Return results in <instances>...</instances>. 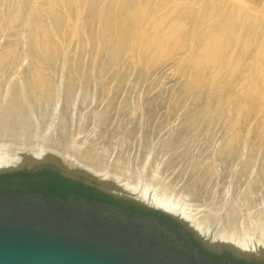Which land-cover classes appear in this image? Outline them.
Segmentation results:
<instances>
[{
	"label": "rangeland",
	"instance_id": "374dc122",
	"mask_svg": "<svg viewBox=\"0 0 264 264\" xmlns=\"http://www.w3.org/2000/svg\"><path fill=\"white\" fill-rule=\"evenodd\" d=\"M0 118L11 134L0 132V143H33L65 121L72 143L103 153L110 178L136 183L146 163L143 183L159 170L166 195L198 214L221 195L215 222L225 208L246 216L249 202L238 195L234 204L233 194L249 195L244 186L258 178L249 212L263 220L264 0H0ZM121 155L127 167L117 174L111 165ZM191 174L208 182L205 201L186 194Z\"/></svg>",
	"mask_w": 264,
	"mask_h": 264
},
{
	"label": "water",
	"instance_id": "95a60500",
	"mask_svg": "<svg viewBox=\"0 0 264 264\" xmlns=\"http://www.w3.org/2000/svg\"><path fill=\"white\" fill-rule=\"evenodd\" d=\"M48 130L33 143H0V174H32L49 169L79 180L128 208L91 194L0 188V264H239L234 258L264 262V231L217 225L214 211L197 215L186 198L166 195L159 170L143 183L145 165L136 183L129 175L109 177L68 151L46 144ZM17 186V184H13ZM20 187H24L21 185ZM225 252L214 260L208 253Z\"/></svg>",
	"mask_w": 264,
	"mask_h": 264
},
{
	"label": "bare ground",
	"instance_id": "6f19581e",
	"mask_svg": "<svg viewBox=\"0 0 264 264\" xmlns=\"http://www.w3.org/2000/svg\"><path fill=\"white\" fill-rule=\"evenodd\" d=\"M252 4V3H251ZM135 5V4H134ZM139 5V4H138ZM143 6V5H142ZM234 24V23H233ZM232 24V25H233ZM228 39V38H227ZM222 40V39H221ZM223 43V42H222ZM223 46V45H222ZM232 46V45H231ZM242 50V49H241ZM88 88V87H87ZM76 90V89H75ZM84 90V89H83ZM132 90V89H131ZM136 90V89H135ZM91 91V90H90ZM77 92V91H76ZM158 95V94H157ZM147 97V96H146ZM152 97V96H151ZM127 98V97H126ZM150 98V97H149ZM143 99V98H142ZM163 99H165V98H163ZM51 101V100H50ZM131 101V100H130ZM149 101V100H148ZM162 101V100H161ZM125 102L127 103V101L125 100ZM139 103V102H138ZM152 103V102H151ZM158 103H160V102H158ZM110 105H112V104H110ZM109 105V106H110ZM128 105H129V103H128ZM36 107H38V106H36ZM122 107V106H121ZM51 108V107H50ZM151 108V107H150ZM31 109V108H30ZM36 109V108H35ZM43 109V108H42ZM41 109V110H42ZM40 110V109H39ZM40 110V111H41ZM149 110V109H148ZM152 110V109H151ZM150 110V111H151ZM44 111V110H43ZM56 111V110H55ZM149 112V111H148ZM36 113V112H35ZM55 113V112H54ZM157 113V112H156ZM195 113V112H194ZM142 114V113H141ZM140 114V115H141ZM146 114V113H145ZM144 114V115H145ZM108 115V114H107ZM106 115V116H107ZM114 115H116L117 116V114H114ZM123 115V114H122ZM152 115V114H151ZM150 115V116H151ZM155 115V114H154ZM44 116V115H43ZM63 116V115H62ZM111 116H113V115H111ZM147 117V116H146ZM195 117V116H194ZM193 117V118H194ZM24 118V117H23ZM43 118V117H42ZM70 118V117H69ZM102 118H103V115H102ZM163 118H165V117H163ZM181 118H183V117H181ZM188 118V117H187ZM199 118V117H198ZM68 118L66 117V119L64 118V120H67ZM150 119V118H149ZM148 119V120H149ZM152 119V118H151ZM150 119V120H151ZM185 119V118H184ZM0 120H2V118H0ZM72 120V119H71ZM73 120H74V118H73ZM79 120V119H78ZM140 120V119H139ZM153 120H155L154 118H153ZM68 121V120H67ZM69 121H70V119H69ZM75 121V120H74ZM107 121V120H106ZM157 121V120H156ZM161 121V120H160ZM184 121V120H183ZM200 121H201V119H200ZM199 121V122H200ZM1 122V121H0ZM78 122V121H77ZM179 122H181V121H179ZM190 122V121H189ZM189 122H187V123H189ZM198 122V121H197ZM197 122H195V123H197ZM198 122V123H199ZM203 122V121H202ZM70 123H71V121H70ZM70 123L68 122V124L70 125ZM105 123V122H104ZM141 123H142V121H141ZM143 123H144V120H143ZM150 123V122H149ZM152 123V122H151ZM197 123V124H198ZM204 123V122H203ZM206 123V122H205ZM6 124V123H5ZM67 124V125H68ZM74 124H76V123H74ZM148 124V123H147ZM153 124H154V122H153ZM156 124H158L157 122H156ZM191 124V123H190ZM60 125H61V127H59L60 128V130H59V133H53L52 132V134L50 135V136H48L47 137V142H46V144L48 145V146H50V147H53V148H57V149H61V150H63V151H65V152H67L68 151V146L69 145H72V144H75V152H76V159L79 161V162H81L83 165H85L87 168H89V169H92L93 171H95V172H97V171H105V168H106V166H105V163H106V161H105V158L106 157H103L102 155H103V153H102V155L100 154V155H98V154H96L97 152H94V148H95V145L93 144V143H90L89 141L88 142H84V147L82 146H80V145H78L77 143H75V142H71L70 141V139H71V136H70V130H68V132H64L65 131V129H64V126H66V122L65 121H63V122H60ZM63 125V126H62ZM69 125L67 126V129H69ZM182 125V124H181ZM184 126V125H183ZM204 126V125H203ZM1 127V126H0ZM10 127V126H9ZM75 127V126H74ZM156 127V126H155ZM177 127V126H176ZM185 127V126H184ZM200 127V126H199ZM3 128V127H2ZM16 128V127H15ZM66 128V127H65ZM190 128V127H189ZM66 129V130H67ZM147 129H150V128H148L147 127ZM153 129V128H152ZM175 129V128H174ZM187 129V128H186ZM200 129V128H199ZM202 129V128H201ZM74 130V129H73ZM76 130H77V128H76ZM172 130V129H171ZM11 131V130H10ZM0 132H3L2 134L4 135V134H7L8 135V133L10 134V132H8V129L7 130H4V128L3 129H1L0 130ZM13 132V131H12ZM27 132H29V131H27ZM201 132V131H200ZM16 133H18V132H16ZM111 133V132H110ZM166 133H168V132H166ZM179 133V132H178ZM1 134V133H0ZM19 134V133H18ZM23 134V133H22ZM26 134V133H25ZM50 134V133H49ZM112 134V133H111ZM116 134V133H115ZM124 134V133H123ZM140 134V133H139ZM143 134V133H142ZM191 134V133H190ZM200 135L201 133H199V132H197V135ZM221 134V133H220ZM230 134V133H229ZM11 135V134H10ZM12 135H13V133H12ZM20 135V134H19ZM18 135V136H19ZM72 135V134H71ZM186 135H188V134H186ZM209 135H211V134H209ZM15 136V135H14ZM24 136V135H23ZM175 136V135H174ZM177 136L178 135H176V138L175 139H177ZM180 136V135H179ZM182 136V135H181ZM180 136V137H181ZM31 137V136H30ZM115 137V136H114ZM183 137V136H182ZM182 137H181V139H182ZM218 137V136H217ZM78 138H79V136H78ZM78 138H76V139H78ZM86 138V137H85ZM105 138V137H104ZM170 138V137H169ZM171 138H172V135H171ZM170 138V139H171ZM19 139V138H18ZM25 139H26V137L24 138V141H25ZM173 139H174V137L171 139L172 141H173ZM179 139V138H178ZM174 140V141H176V143H177V147H178V144H180V142H177V141H179V140ZM187 139V138H186ZM186 139H184V140H186ZM205 139V138H204ZM225 139V138H224ZM21 140V139H20ZM32 140V139H31ZM31 140H30V138H28V140H26V142H31ZM90 140V139H89ZM33 141V140H32ZM118 141V140H117ZM168 142V141H167ZM205 142V141H204ZM214 142V141H213ZM102 143H104V142H102ZM166 143V142H165ZM171 143V142H170ZM182 144V143H181ZM184 144V143H183ZM194 144V143H193ZM200 144V143H199ZM203 144V143H202ZM201 144V145H202ZM210 144H212V143H210ZM215 144V143H214ZM106 145V144H105ZM201 145H199V146H201ZM114 146V145H113ZM153 146V145H152ZM163 146V145H162ZM172 146H174V145H172ZM176 146V145H175ZM181 146V145H180ZM179 146V147H180ZM184 146V145H183ZM198 146V147H199ZM204 146H206L205 144H204ZM204 146H203V149H204ZM111 147V146H110ZM150 147V146H149ZM169 147V146H168ZM171 147V146H170ZM178 147V148H179ZM112 148V147H111ZM129 148V147H128ZM167 148V147H166ZM190 148V147H189ZM235 148V147H234ZM238 148V147H237ZM102 149V148H101ZM100 149V150H101ZM104 149V148H103ZM172 149V148H171ZM170 149V150H171ZM191 149H192V147H191ZM203 149H201V151L203 150ZM211 149V148H210ZM216 149V148H215ZM219 149V148H218ZM227 149V148H226ZM105 150H107V149H105ZM119 150V149H118ZM180 150H182V148L180 149ZM190 150V149H189ZM188 150V151H189ZM236 150V149H235ZM104 150H102V152H103ZM108 151V150H107ZM119 151H121V150H119ZM118 151V152H119ZM124 152H127L128 153V151H125V150H123ZM142 151V150H141ZM158 151V150H157ZM176 151V150H175ZM192 152H193V150H191ZM200 151V150H199ZM212 151V150H211ZM245 151V150H244ZM248 151H250V150H248ZM101 152V151H100ZM99 151H98V153H100ZM106 152V151H105ZM192 152H190L189 154H191ZM202 152H205V151H202ZM209 152V151H208ZM254 151H252V153H253ZM126 153V154H127ZM147 153V152H146ZM145 153V154H146ZM170 153V152H169ZM207 153V152H206ZM107 154V153H106ZM114 154V153H113ZM117 154H120V153H117ZM121 154H123L122 152H121ZM208 155H209V153H207ZM222 154V153H221ZM247 154V153H246ZM261 154V153H260ZM104 155H105V153H104ZM115 155H116V152H115ZM162 155V154H161ZM181 156L182 155H184V154H180ZM195 155V154H194ZM193 155V156H194ZM203 155V154H202ZM227 155V154H226ZM249 155V154H248ZM247 155V156H248ZM256 155V154H255ZM117 156V155H116ZM124 156V155H123ZM122 155L121 156H118V158L114 161V160H111L113 163H112V165L111 166H113V167H111L112 168V170L114 171V172H116L117 174H120V173H122V169L124 170V167L126 166V163H127V161H126V159L123 157ZM171 156H173V155H171ZM176 156V155H175ZM179 155H177V157H178ZM198 156V155H197ZM216 156H217V154H216ZM219 156V155H218ZM223 156V155H222ZM227 156H229V155H227ZM233 156V155H232ZM250 156V155H249ZM252 156H253V154H252ZM135 157V156H134ZM133 157V158H134ZM140 157V156H139ZM184 157H185V155H184ZM191 157V156H190ZM230 157H231V155H230ZM262 157H263V155H262ZM112 158V157H111ZM136 158V157H135ZM134 158V159H135ZM176 158V157H175ZM195 158V157H194ZM193 158V159H194ZM203 158V157H202ZM205 158V157H204ZM209 158V157H208ZM217 158V157H216ZM219 158V157H218ZM218 158H217V161H219L218 160ZM225 158H226V156H225ZM254 158H255V156H254ZM260 158H261V156H260ZM264 158V157H263ZM141 159H142V157H141ZM182 159V158H181ZM229 158H227V159H225L226 161L228 160ZM231 159L233 160V157H231ZM257 159V158H256ZM128 160V159H127ZM152 160V159H151ZM173 160H175V159H173ZM189 160V159H188ZM209 160V159H208ZM223 160V159H222ZM254 160V159H253ZM110 161V162H111ZM137 161H139V158H138V160ZM142 161V160H141ZM179 161V160H178ZM190 161V160H189ZM195 161V160H194ZM224 161V160H223ZM222 161V162H223ZM128 162H130V160L128 161ZM133 162V161H132ZM183 162V161H182ZM209 162H210V160H209ZM229 162V161H228ZM255 162V161H254ZM140 163V162H139ZM167 163V162H166ZM165 163V164H166ZM172 163V162H171ZM184 163V162H183ZM205 163V162H204ZM219 163H221L220 161H219ZM225 163V162H224ZM253 163V162H252ZM260 163V162H259ZM131 164V163H130ZM134 164V163H133ZM132 164V165H133ZM136 164H138L137 162H136ZM135 164V165H136ZM197 164V163H196ZM231 164V163H230ZM261 164V163H260ZM132 165H131V168H132ZM229 165V163L227 164V166ZM244 165V164H243ZM262 165V164H261ZM139 166V164L137 165V167ZM163 165H161V167H162ZM199 166V165H198ZM206 166V165H205ZM245 166V165H244ZM127 167V166H126ZM134 167V166H133ZM146 167V166H145ZM148 167V166H147ZM203 167V166H202ZM207 167V166H206ZM229 167V166H228ZM228 167H226V168H228ZM255 167H256V165H255ZM139 168V167H138ZM137 168V169H138ZM162 168H164V167H162ZM226 168H224L225 169V171H226ZM249 168H252V167H248L247 168V170L249 169ZM261 169H262V167H260ZM132 169H134V168H132ZM131 169V170H132ZM147 169V168H146ZM159 169H160V167H159ZM191 169V168H190ZM197 169V168H196ZM195 169V170H196ZM211 169V168H210ZM120 170V171H119ZM148 170V172L150 171V169H147ZM161 170V169H160ZM194 170V171H195ZM197 170H199V169H197ZM196 170V172H198ZM207 170H209V169H207ZM214 170V169H213ZM233 170H234V168H233ZM132 171H134V170H132ZM188 171H190V170H188ZM192 171V170H191ZM219 171H221V168H220V170ZM243 171H246V170H244L243 169ZM258 171V170H257ZM261 171V170H260ZM259 171V172H260ZM124 172V171H123ZM168 172V171H167ZM193 172V171H192ZM200 172V171H199ZM239 172V171H238ZM248 172V171H247ZM246 172V174H248V173H250V172H248L247 173ZM259 172H258V175H259ZM263 172V171H262ZM261 172V173H262ZM170 173V172H169ZM182 173V172H181ZM187 173V172H186ZM211 173H213V172H211ZM210 173V174H211ZM220 173V172H219ZM232 173H234V172H232ZM256 173V172H255ZM264 173V172H263ZM127 174V173H126ZM130 174V173H129ZM133 174H135V171H134V173ZM133 174H131L132 176H133ZM146 174H148V173H146ZM192 174H194V173H192ZM191 174V175H192ZM199 174V173H198ZM201 174H202V172H201ZM214 174V173H213ZM237 174V173H236ZM243 175L245 174V173H242ZM245 174V175H246ZM254 174V173H253ZM123 175V174H122ZM145 175V174H144ZM162 175V174H161ZM197 175V174H196ZM239 175V174H238ZM118 176H120V175H118ZM131 176V177H132ZM193 176V175H192ZM202 175H199V177H197V178H195V176H193L194 178H192V177H188L190 180V182H187V183H189L191 186L187 189L188 190V193L186 192L187 190H186V187H184V189L186 190H183V192L185 191L186 192V194H190V196H192V198L194 199V200H199L200 198L201 199H206V198H209V190H207V185H204L206 182L204 181L203 182V180L202 179H204L203 178V176L201 177ZM216 176V175H215ZM225 176H227V174L225 173ZM254 176V175H253ZM256 176V175H255ZM130 177V178H131ZM147 177V176H146ZM218 177V176H217ZM224 176H222V178H223ZM244 177V176H243ZM250 177H252V175L250 176ZM250 177H248V178H250ZM261 177H262V175H261ZM261 177H259V180H263V177L261 178ZM187 178V177H186ZM244 178H246V177H244ZM244 178H243V180H244ZM253 178V177H252ZM251 178V180H249L248 181V185L246 186H244V187H246V188H248L249 190H251V193H250V191H249V195L247 194V193H242V189L241 188H239V189H237L236 187V189L238 190V191H236V189H235V192H236V194H233V195H236V197L235 196H233V197H235L234 198V200L237 198V196L238 195H240V197H242L243 196V198H241V199H243V200H247L249 203L247 204V207L245 206V211H246V216L244 215L243 217L241 216V218H239L238 217V214L236 215H234L233 213V215L228 211V209H226L225 208V210L223 209L220 213V215L218 216V218H219V221L218 222H216V224L217 225H228V226H238V221H241V222H243L248 228H261L263 231H264V219L262 220L261 219V217L262 216H258V215H256V211L254 212L253 210H251V212H249V209H251V208H253L252 207V205H253V203L254 202H256V199H258L259 197H258V193L256 194L255 193V190H254V188L256 187V186H254L253 184L258 180V178H257V180L253 183V179ZM255 178V177H254ZM261 178V179H260ZM133 179V178H132ZM170 179V178H169ZM207 179V178H206ZM213 179V178H212ZM239 179H241V178H239ZM173 180V179H172ZM231 180H232V178H231ZM234 180H236L235 179V177H234ZM233 180V181H234ZM247 180V179H246ZM178 181V180H177ZM216 181V180H215ZM223 181V180H222ZM239 181V180H238ZM238 181H234V184L236 183V182H238ZM172 182V181H171ZM174 182V181H173ZM240 183H242L241 181H239ZM208 183V182H207ZM213 183V181L211 182V184ZM215 183V182H214ZM239 183V185H241ZM253 183V184H252ZM264 183V182H263ZM167 184H169L168 182H167ZM174 184V183H173ZM172 184V185H173ZM216 184V183H215ZM219 184H220V186H219ZM217 186H219V189L222 191V188H220V187H222V185H221V182L219 183ZM223 184V183H222ZM243 184V183H242ZM260 184V183H259ZM258 184V182H257V185H259ZM179 185V184H178ZM237 184H235V186H236ZM255 185H256V183H255ZM264 185V184H263ZM168 186V185H167ZM183 186V185H182ZM214 186V185H213ZM238 186V185H237ZM243 186H241V187H243ZM260 186H261V184H260ZM180 187H181V185H180ZM180 187H176L175 186V188H180ZM231 187V186H230ZM240 187V186H239ZM244 187H243V189H244ZM172 188V187H171ZM208 188L210 189V192H211V189L212 188H210L209 186H208ZM214 188V187H213ZM257 189H258V186L256 187ZM178 189H176V191L178 190ZM183 189V188H182ZM218 188H217V190H219ZM224 189V188H223ZM232 189V188H231ZM256 189V190H257ZM180 190V189H179ZM175 191V190H174ZM245 191V190H244ZM167 192V191H166ZM171 192H172V190H171ZM220 192V191H219ZM231 192H234V187H233V191H231ZM247 192V191H246ZM207 193H209V194H207ZM223 193V192H222ZM174 194V193H173ZM179 194V193H178ZM218 194V193H217ZM214 195V194H213ZM257 195V196H256ZM260 195V194H259ZM218 199H213V197L212 198H209L208 199V203H206L205 204V208H203V209H205V210H207V212H210V207H212V208H217L218 206H219V204H220V202H221V195L219 196H217V195H215ZM184 197V196H183ZM211 197V196H210ZM215 197V198H216ZM220 197V198H219ZM239 197V196H238ZM245 198V199H244ZM261 198V197H260ZM223 199V198H222ZM238 199V198H237ZM236 199V200H237ZM241 199H238V200H241ZM191 200V199H190ZM194 200H191V201H194ZM202 200V201H203ZM233 200V199H232ZM232 201V202H234V204L237 202V201ZM188 201V200H187ZM200 201V200H199ZM205 201V200H204ZM203 201V202H204ZM231 201V200H230ZM241 203V202H240ZM244 203V202H243ZM201 204V203H200ZM204 204V203H203ZM237 204V203H236ZM242 204V203H241ZM233 205V204H232ZM255 206V205H254ZM261 206V205H260ZM227 208H229L228 206H227ZM231 208V207H230ZM235 208V207H234ZM242 208H244V207H242ZM260 208V207H259ZM261 209V208H260ZM257 210H259V209H257ZM218 212V211H217ZM236 212V211H235ZM203 213H206L205 211H202V212H200V214H203ZM215 213V212H214ZM259 213H260V211H259ZM262 214H264V213H262ZM197 215H199L198 214V212H197ZM242 215V214H241ZM216 217V216H215ZM217 218V219H218Z\"/></svg>",
	"mask_w": 264,
	"mask_h": 264
},
{
	"label": "trees",
	"instance_id": "16d2710c",
	"mask_svg": "<svg viewBox=\"0 0 264 264\" xmlns=\"http://www.w3.org/2000/svg\"><path fill=\"white\" fill-rule=\"evenodd\" d=\"M13 184H17V186ZM21 185H23L24 187H20ZM14 187L21 188L24 190H35V191L45 190L49 193H63V194H69L72 190H75L77 192H84L86 194H91L93 196L99 195L100 198L102 199L118 203L115 199L110 198L108 196H104L100 192H97L95 189L82 185V183L79 181L64 178L58 173L49 169L39 170L32 174H13V175L0 174L1 189L14 188ZM120 205L125 206L123 204ZM127 207L136 209L134 207H129V206ZM210 255L213 257L214 260H218L221 258L220 255H216V254H210ZM238 262L240 264H251V263H247L243 259H239Z\"/></svg>",
	"mask_w": 264,
	"mask_h": 264
},
{
	"label": "flooded vegetation",
	"instance_id": "af4514ba",
	"mask_svg": "<svg viewBox=\"0 0 264 264\" xmlns=\"http://www.w3.org/2000/svg\"><path fill=\"white\" fill-rule=\"evenodd\" d=\"M75 181H79V180H75ZM79 182H81V181H79ZM82 183V182H81ZM82 185H84V186H86V187H91V188H93V189H95L97 192H99V189H97V188H95V187H93V186H90V185H86V184H84V183H82ZM104 195V194H103ZM97 197H100L99 195H96ZM105 196V195H104ZM116 200V199H115ZM118 203H120V204H123V205H125V207H127V206H129V207H134V208H136V209H138V210H141V211H146V212H155V213H158V214H161L160 212H156V211H154V210H152V209H145V208H139V207H137V206H134V205H128V204H125V203H122V202H120V201H118V200H116ZM208 253H209V255L210 254H216V255H220L221 256V258L225 255V252H222V253H214V252H212V251H208ZM211 256V255H210ZM212 257V256H211ZM233 259H235L237 262H238V260H239V258H234V257H232ZM244 261H246L247 263H251V264H264V262H260V261H253V260H245V259H243ZM239 263V262H238ZM240 264V263H239Z\"/></svg>",
	"mask_w": 264,
	"mask_h": 264
}]
</instances>
